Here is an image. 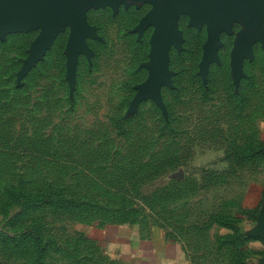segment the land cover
Returning a JSON list of instances; mask_svg holds the SVG:
<instances>
[{
  "label": "rangeland",
  "instance_id": "1",
  "mask_svg": "<svg viewBox=\"0 0 264 264\" xmlns=\"http://www.w3.org/2000/svg\"><path fill=\"white\" fill-rule=\"evenodd\" d=\"M153 9L151 1L90 9L95 36L71 63L69 25L36 60L41 28L0 37V264H37L31 225L50 250L45 264H112L92 229L133 222L165 228L191 264H248L249 244L239 255L233 230L218 221L242 232L252 210L245 196L261 184L252 168L264 160L251 153L264 151L263 44L235 71L245 23L222 29L209 58L207 22L182 12L180 42L155 82L157 26L141 29ZM222 162L227 171L213 170ZM9 190L32 203L31 194L54 192L82 208L21 204L1 213Z\"/></svg>",
  "mask_w": 264,
  "mask_h": 264
},
{
  "label": "water",
  "instance_id": "2",
  "mask_svg": "<svg viewBox=\"0 0 264 264\" xmlns=\"http://www.w3.org/2000/svg\"><path fill=\"white\" fill-rule=\"evenodd\" d=\"M146 1L153 2L154 9L141 29L157 26L153 42L155 82L165 77L169 50L180 42L177 22L182 12L192 15L194 25L207 22L209 58L219 44L222 29H228L232 21L245 23L233 54L235 71L240 69L243 59L251 55L255 41H261L264 47V0H0V37L41 28L42 33L32 47V58L36 60L44 54L55 35L69 25L72 28L68 45L71 63L85 49V38L95 36L86 20L90 9L107 5L117 8L122 3L140 5Z\"/></svg>",
  "mask_w": 264,
  "mask_h": 264
},
{
  "label": "crops",
  "instance_id": "3",
  "mask_svg": "<svg viewBox=\"0 0 264 264\" xmlns=\"http://www.w3.org/2000/svg\"><path fill=\"white\" fill-rule=\"evenodd\" d=\"M258 136L264 150V120L259 124ZM261 154L264 156V151ZM226 167L223 163L221 169L213 170H221L223 173L227 171ZM235 169L238 175H242L240 167L236 166ZM252 172L259 177L261 184L252 186L253 198H248L251 188L244 203H247L252 209L250 212L256 213V216H250V221L244 220L240 228L242 233L250 238L247 247L253 254L248 259V264H264V166L260 171L253 167ZM238 193L237 198L240 199L242 192ZM219 233L225 235L229 231L222 228ZM91 234L101 243L112 264H191L184 245L172 239L165 228L158 224H113L105 228H94Z\"/></svg>",
  "mask_w": 264,
  "mask_h": 264
},
{
  "label": "trees",
  "instance_id": "4",
  "mask_svg": "<svg viewBox=\"0 0 264 264\" xmlns=\"http://www.w3.org/2000/svg\"><path fill=\"white\" fill-rule=\"evenodd\" d=\"M260 148H262L263 146L261 144H259ZM252 155H254L257 159H263L264 160V156L261 154V152H255L253 151L251 153ZM251 154H249L248 156L250 157ZM10 193L12 194L10 196L9 199H6L5 202H1V213H6L9 211L10 206H22L24 207V209L28 210L30 208H34V207H42L43 205H53L56 208H61L64 210H69V209H81L82 205L78 202H76L75 200H73L72 198H67V197H63V196H59L57 197L56 194L53 192L52 195L49 194V192H38V193H33L29 196V198L31 199H38L37 201L33 202L28 199L27 201L22 202L21 199L22 196H20L19 194H15V192H11L12 190H9ZM27 197H24V199H26ZM36 203V204H35ZM22 204V205H21ZM38 205V206H37ZM88 207V206H87ZM25 211V210H23ZM78 211H84V210H78ZM251 218L256 216V213H251L250 214ZM218 219V218H217ZM223 219V218H221ZM219 223L223 224V225H227V227H230L233 230V234L234 239L233 240H237L238 244V254H241V247L246 245L247 242L250 240V238L246 237L245 234H243L241 232V230L237 227V226H231V224L223 222V221H218ZM40 229L39 231H41V226H39ZM31 231L29 233L32 234H28V239H30L36 246H39V249L41 251H38V255L36 256V263L37 264H45V254H49L50 250H46V245L43 244L42 240H43V236L40 232H38V230L36 229V227H34L33 225L30 226ZM26 238V239H27ZM227 239V238H226ZM16 243V241H15ZM253 252L251 250H245V260L246 262L248 261V259L252 256ZM235 264H238V262H235ZM247 264V263H246Z\"/></svg>",
  "mask_w": 264,
  "mask_h": 264
}]
</instances>
